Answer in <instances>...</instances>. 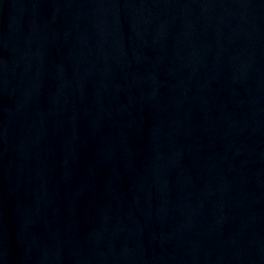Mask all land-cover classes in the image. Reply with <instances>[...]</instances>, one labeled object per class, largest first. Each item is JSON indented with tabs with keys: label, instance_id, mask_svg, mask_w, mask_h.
<instances>
[{
	"label": "water",
	"instance_id": "obj_1",
	"mask_svg": "<svg viewBox=\"0 0 264 264\" xmlns=\"http://www.w3.org/2000/svg\"><path fill=\"white\" fill-rule=\"evenodd\" d=\"M0 264H264V0H0Z\"/></svg>",
	"mask_w": 264,
	"mask_h": 264
}]
</instances>
